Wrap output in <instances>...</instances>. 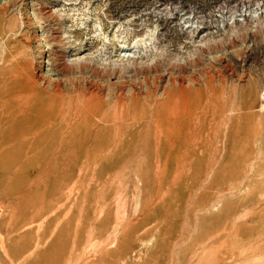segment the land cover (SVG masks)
<instances>
[{
    "label": "rangeland",
    "instance_id": "1",
    "mask_svg": "<svg viewBox=\"0 0 264 264\" xmlns=\"http://www.w3.org/2000/svg\"><path fill=\"white\" fill-rule=\"evenodd\" d=\"M30 1L0 0V25L9 26L0 69L28 61L41 87L57 77L80 108L52 137L4 142L10 126L2 127L0 264H264V0H35L42 28ZM43 30L57 36L54 47ZM181 72L202 86L210 76L228 95L193 116L194 143L172 150L151 123ZM92 99L105 116L83 125ZM66 128L96 137L62 140Z\"/></svg>",
    "mask_w": 264,
    "mask_h": 264
},
{
    "label": "bare ground",
    "instance_id": "2",
    "mask_svg": "<svg viewBox=\"0 0 264 264\" xmlns=\"http://www.w3.org/2000/svg\"><path fill=\"white\" fill-rule=\"evenodd\" d=\"M31 3H28L29 6H31L33 12H34V19L36 22H38L37 26L39 27H43V23H44V19L42 18L43 15H44V11L42 9H38L36 7V1L35 0H32L30 1ZM1 13V12H0ZM2 14V13H1ZM1 16V15H0ZM3 17V16H2ZM6 19V17H5ZM4 19V20H5ZM3 20V21H4ZM35 22V23H36ZM36 26V27H37ZM9 27V26H8ZM8 27L6 26V22L4 21L1 25H0V33H4V32H7V29ZM13 28V27H12ZM38 28V27H37ZM10 30V29H9ZM11 31V30H10ZM12 32V31H11ZM8 33V32H7ZM6 35H10V34H7ZM2 35V34H1ZM57 35V34H56ZM42 38L41 40L43 41V44L46 46H49V47H54V41H55V38L57 37H51V35L47 34L45 30L42 31ZM1 38V37H0ZM3 40V39H1ZM40 41V39H39ZM2 42V41H1ZM4 42V40H3ZM8 42V41H7ZM6 42V43H7ZM17 42V41H15ZM14 42V43H15ZM8 44V43H7ZM10 44V43H9ZM18 44V43H17ZM40 44L42 45V42L40 41ZM39 44V45H40ZM16 45V44H15ZM42 45V47L44 46ZM19 46V45H17ZM56 46V45H55ZM21 47V46H20ZM41 47V46H40ZM48 47V48H49ZM13 48V47H12ZM23 49V48H22ZM42 49V48H41ZM40 49V50H41ZM44 49V48H43ZM50 49V48H49ZM14 50V48H13ZM12 50V51H13ZM51 51V50H50ZM15 52V50H14ZM25 52V51H24ZM19 53V52H17ZM40 54V62L42 63V65L45 66L48 65V71L50 69L53 68L52 64L49 63L48 61H46L47 59L46 58H50L49 56V51L44 49V50H41L39 52ZM51 53V52H50ZM53 53V52H52ZM10 54V53H9ZM12 54V57H15ZM23 54H26V53H23ZM19 56V54H18ZM16 56V58L18 57ZM25 56V55H24ZM27 56V55H26ZM38 56V55H37ZM2 57V56H1ZM28 57V56H27ZM39 57V56H38ZM30 58V56H29ZM2 59V58H1ZM7 59V58H6ZM12 60V58H10ZM9 59V60H10ZM14 59V58H13ZM23 59V58H22ZM21 59V60H22ZM51 59V58H50ZM8 60V59H7ZM6 60V61H7ZM28 60V59H27ZM55 60V59H54ZM4 61V63L6 62ZM24 61V60H23ZM31 61V60H30ZM1 62V61H0ZM33 62V60H32ZM3 63V62H2ZM40 63V64H41ZM31 63L28 62V61H25V62H22L20 63L18 66H15V67H11V68H1L0 69V113H7V115L9 116H6V117H3V116H0V131H3L2 130V127L4 125H9L10 126V129L7 133V137L4 136L5 139H2V141H10L13 139V137L17 136L16 134L17 133H32V134H41L39 136L42 137V135H47V136H54V135H57V130H56V127L57 126H60L62 123H63V120H64V116L65 114L67 113H76V110L78 111V109L80 108V106L77 107L75 106L76 104L73 105V101L74 98L72 97L71 99H67L64 94V91L61 87V85L59 84L60 82H58V80H55L54 81H57V82H54L51 84V86L48 87V83H47V86L42 87L39 85V80L40 78L38 77V75L36 74V71H34V67H32L30 65ZM3 65V64H1ZM6 65V64H5ZM34 65V64H33ZM56 65H57V62H56ZM55 66V64H54ZM6 67V66H5ZM37 67V66H36ZM40 67V66H39ZM57 67V66H56ZM61 67V66H60ZM42 69V68H41ZM186 71V70H185ZM20 73L18 76L17 73ZM45 72V71H44ZM58 72V71H57ZM203 72V71H202ZM52 73V72H51ZM49 73V74H51ZM59 73V72H58ZM57 73V74H58ZM40 74V73H39ZM187 74V73H186ZM200 74V73H199ZM17 75V76H16ZM62 75V73H61ZM172 75V74H171ZM174 75V74H173ZM177 75V74H176ZM184 72H181V73H178L177 76H171L169 81L172 85V89L171 90H167L166 92V97H167V100L166 101H160L157 103V109H158V112L160 113V119H158V121L156 123H151V124H155V129L161 133H164V139H161V137H158L157 138V142L158 143H162V142H166L167 144H169L170 148L172 150H174L176 147H178L180 144H192L196 141L197 139V133L195 132V129L197 127V125H199L201 123V120L199 118H197V120H194L193 119V116H200L202 117V115L204 114V112L207 110V109H211V110H214L212 108H217V104H211L213 102V100L215 99H219L222 95L223 97L224 94H226V92L228 91V88H227V91L225 92L224 90L222 89H219L216 85H215V82L210 76H208V81H207V85L204 84L203 86L202 85H199L198 84V79L197 78H191L188 79L186 78V76H184ZM195 75V74H194ZM203 75L206 76L207 74L205 73V71L203 72ZM209 75V74H208ZM52 76V75H50ZM55 76V74H54ZM57 76V75H56ZM59 77V76H58ZM51 78V77H50ZM49 78V79H50ZM207 78V76H206ZM48 79V81H49ZM59 79H61L59 77ZM226 79V78H225ZM45 80V79H44ZM52 80V79H51ZM159 80V79H158ZM202 80V79H201ZM223 80V79H222ZM41 81V80H40ZM43 81V80H42ZM68 81V80H67ZM72 81V80H71ZM70 81V82H71ZM147 81V80H146ZM151 81V80H150ZM168 81V80H167ZM221 81V79H220ZM44 82V81H43ZM47 82V81H46ZM74 82V81H73ZM152 82V81H151ZM155 82V81H154ZM228 81H226L227 83ZM149 83V82H148ZM222 83V82H221ZM224 83V81H223ZM225 83V84H226ZM44 84V83H43ZM77 84V83H75ZM153 84V82H152ZM202 84V83H200ZM69 85V83H68ZM71 87H72V84H70ZM69 85V86H70ZM74 85V83H73ZM154 85V84H153ZM85 86V85H84ZM90 86V85H89ZM92 86V85H91ZM150 86V85H149ZM152 86V85H151ZM160 86V85H159ZM75 87V86H74ZM147 88H149L148 86H146ZM144 87V89L146 88ZM162 87V86H161ZM170 87V86H169ZM78 87H76L77 89ZM82 88V87H81ZM84 88V87H83ZM90 88V87H89ZM95 88V86H94ZM130 88V87H129ZM142 88V87H141ZM155 88H157L155 86ZM159 88V87H158ZM168 88V87H167ZM220 88H221V84H220ZM70 89V87H69ZM93 89V88H92ZM96 89H97V86H96ZM118 89V88H117ZM125 89V88H124ZM150 89V88H149ZM148 89V90H149ZM154 89V87H153ZM65 90V89H64ZM83 90H86L85 88ZM89 90V89H87ZM100 90V89H99ZM116 90V89H115ZM129 90V89H128ZM147 90V91H148ZM152 90V89H151ZM156 90V89H155ZM69 91V90H68ZM93 91V90H92ZM131 91V89H130ZM137 91V90H136ZM145 91V90H144ZM231 91V90H230ZM76 92V91H75ZM87 92V91H86ZM86 92H85V98L87 99L88 95H86ZM91 92V90H90ZM123 92V91H122ZM125 92V91H124ZM139 92V91H138ZM146 92V91H145ZM145 92L143 94H145ZM163 92V91H162ZM121 93V92H120ZM119 93V95H120ZM132 93V92H131ZM130 93V94H131ZM134 93V92H133ZM136 93V92H135ZM150 93V92H149ZM160 93V92H159ZM164 93V92H163ZM230 93V92H229ZM67 94V93H66ZM81 93L78 94V96H80ZM88 94V93H87ZM107 94V93H106ZM124 94V93H123ZM142 94V95H143ZM151 94V93H150ZM154 94V92H153ZM162 94V93H161ZM235 94V93H234ZM75 95L77 96V94L75 93ZM97 95V93L95 94ZM101 95V93L99 94ZM105 95V94H104ZM110 95V94H109ZM117 95V97L119 96ZM125 95V94H124ZM137 95V94H136ZM156 95V94H155ZM228 95V93L226 94ZM70 96V95H69ZM90 96V95H89ZM98 96V95H97ZM113 96V95H112ZM121 96V95H120ZM139 96V95H138ZM141 96V95H140ZM143 96H146V95H143ZM142 96V97H143ZM157 96V95H156ZM232 96H233V93H232ZM92 97V95H91ZM98 97H101V96H98ZM110 97V96H109ZM116 97V96H115ZM115 97L112 99L114 100ZM128 97V96H127ZM130 97V96H129ZM140 97V98H142ZM148 97V96H147ZM230 97V96H229ZM229 97H228V100H229ZM234 97V96H233ZM79 98H82L81 96ZM105 98V97H103ZM108 97L106 96V99ZM120 97H118L119 99ZM126 98V96H125ZM124 98V99H125ZM226 98V97H225ZM78 99V98H77ZM91 98H89L90 100ZM96 99V98H95ZM95 99H92L94 100V105H95V108L94 109H90V108H84V118L82 119V123H84L83 125L85 124H89V123H94L96 122L98 119L97 118H104L105 116V111L102 110L98 103L99 101H95ZM98 99V98H97ZM121 99V98H120ZM137 99V97H136ZM143 99V98H142ZM153 99V98H152ZM156 99V98H155ZM222 99V98H221ZM232 99V98H231ZM234 99V98H233ZM122 100V99H121ZM223 100V99H222ZM118 101V100H116ZM116 101L114 100V102L116 103ZM137 101V100H136ZM151 101V100H150ZM221 101V100H220ZM224 101V100H223ZM92 102V101H91ZM121 102V101H120ZM145 102V100H144ZM222 102V101H221ZM228 102V101H227ZM233 102V100H232ZM76 103V102H75ZM79 103V101H78ZM89 104L90 102H86V104ZM229 103V102H228ZM237 103V102H236ZM83 104V103H82ZM81 104V105H82ZM87 104V105H88ZM101 104V103H100ZM112 104V102H111ZM141 104V102H140ZM155 104V102H154ZM152 104V105H154ZM224 104H226L224 102ZM233 105H235L234 103H232ZM239 104V103H238ZM78 105V104H77ZM110 105V104H109ZM114 105V104H113ZM142 105V104H141ZM151 105V104H150ZM223 105V104H222ZM240 105V104H239ZM86 106V105H85ZM112 106V105H110ZM237 107V105H235ZM83 107V105H82ZM81 107V108H82ZM114 107V106H113ZM149 108L151 106H148ZM154 106H152L151 108H153ZM231 107V105H230ZM230 107L228 106L227 108L230 109ZM112 108V107H111ZM148 108V109H149ZM114 108H112L113 110ZM240 109V108H238ZM141 110V109H140ZM139 110V112H140ZM147 110V109H146ZM217 110V109H216ZM219 110V109H218ZM231 110V109H230ZM208 111V110H207ZM235 111V109H234ZM123 112V111H122ZM143 112V110H142ZM217 112V111H216ZM232 112V111H231ZM141 113V112H140ZM144 113V112H143ZM212 113V112H211ZM235 113V112H234ZM120 114V113H119ZM213 114V113H212ZM220 114V113H219ZM218 114V115H219ZM224 114H229V113H224ZM239 114V113H238ZM4 115V114H3ZM144 115V114H143ZM209 115V114H208ZM217 115V114H216ZM119 116V115H118ZM139 116V115H138ZM141 116V115H140ZM204 116V115H203ZM206 116V115H205ZM204 116V117H205ZM215 116V115H214ZM213 116V117H214ZM230 115H228L229 117ZM81 117V116H80ZM135 117V115H134ZM225 117V116H224ZM66 118V117H65ZM113 118V116H112ZM116 118V117H114ZM113 118V119H114ZM132 118V117H131ZM140 118V117H139ZM144 118V116H143ZM151 118V117H150ZM210 118V117H209ZM231 118V117H229ZM112 119V120H113ZM236 119V118H235ZM80 120V119H79ZM148 120V119H147ZM153 120V119H152ZM230 120V119H229ZM73 121V119L71 120ZM108 121V120H107ZM116 121V120H115ZM125 121V120H124ZM123 121V122H124ZM132 121V120H131ZM143 121V120H141ZM149 121V120H148ZM204 121V120H203ZM227 121V120H226ZM100 122V120H99ZM133 122V121H132ZM139 122V120H138ZM154 122V120H153ZM215 122V121H213ZM68 123V122H67ZM66 123V124H67ZM101 123V122H100ZM99 123V124H100ZM114 123V122H111V124ZM118 123V122H117ZM120 123V122H119ZM130 123V122H129ZM128 123V125H129ZM134 123V122H133ZM72 124V123H71ZM103 124V123H101ZM106 124V122L104 123ZM108 124V123H107ZM216 124V123H215ZM70 125V124H69ZM98 125V124H97ZM97 125L95 126V128L97 127ZM127 125V126H128ZM137 125V124H136ZM150 125V124H149ZM203 125V124H202ZM217 125V124H216ZM215 125V127H216ZM219 125V124H218ZM217 125V126H218ZM67 126V125H65ZM101 126V125H100ZM126 126V125H125ZM124 126V127H125ZM134 126V125H133ZM132 126V128H133ZM200 126V125H199ZM220 126V125H219ZM68 127V126H67ZM137 127V126H136ZM142 127V126H140ZM148 127V125H147ZM209 127V126H208ZM207 127V128H208ZM221 127V126H220ZM6 128V127H5ZM8 128V127H7ZM94 128V129H95ZM131 128V129H132ZM206 128V127H205ZM212 128V127H211ZM119 129V128H118ZM149 129V128H148ZM147 129V130H148ZM7 130V129H5ZM73 130V129H72ZM144 130V129H143ZM209 130V129H207ZM205 130V132L207 131ZM62 134H61V139H69V140H78V142L80 143H86L85 140H91L93 138H95L96 136H94L95 134L94 133H89V132H83L81 134H79L78 136H75V133L72 134L71 131H70V128H66L64 130H62ZM96 131V130H95ZM93 131V132H95ZM200 131V130H199ZM75 132V130L73 131ZM99 132V131H98ZM126 132V131H125ZM209 132V131H208ZM103 133V132H102ZM106 133V132H105ZM131 133V131H130ZM134 133V132H132ZM131 133V134H132ZM146 133V131H145ZM149 133V132H148ZM160 133V134H161ZM211 133V131H210ZM2 134V133H1ZM118 134V133H116ZM130 134V135H131ZM141 132L138 134L140 135ZM207 134V133H206ZM206 134H204V136H207ZM26 135V134H25ZM129 135V136H130ZM137 135V136H138ZM143 135V134H142ZM148 135V134H147ZM120 136V134H119ZM133 136V134H132ZM26 137V136H25ZM34 137V136H33ZM108 137L109 134H108ZM107 138V135L103 134L102 137L100 139H95L94 142L97 143V142H103L104 139ZM130 138V137H128ZM132 138V137H131ZM22 139V138H20ZM59 139V138H58ZM136 139V138H135ZM138 140V139H137ZM136 140V141H137ZM142 139H139L138 141H140ZM0 141V142H2ZM23 141V139H22ZM38 141H42L41 139L38 140ZM121 141V140H120ZM156 141V139H155ZM215 141V139H214ZM106 142V141H105ZM141 142V141H140ZM198 142V141H197ZM64 143V142H63ZM66 143V142H65ZM70 143V142H69ZM108 143V142H107ZM113 143V141H112ZM156 143V142H155ZM200 143V142H199ZM53 144V143H52ZM56 144V143H54ZM147 144V143H145ZM143 144V142H141V145H145ZM34 145V144H33ZM36 145V144H35ZM40 145V144H39ZM46 145V144H45ZM156 145V144H155ZM154 145V147H155ZM32 146V145H31ZM48 146V145H47ZM61 146V145H60ZM157 146V145H156ZM191 146V145H190ZM210 146H212L210 144ZM63 147V146H62ZM104 147V146H103ZM106 147V146H105ZM50 148V147H49ZM80 148V147H79ZM89 148V147H88ZM94 148V146H93ZM110 148V147H109ZM108 148V149H109ZM141 148V147H140ZM140 148H137V149H140ZM148 148V147H147ZM64 149V147H63ZM68 149V148H67ZM104 149V148H103ZM107 149V148H106ZM127 149V148H126ZM144 149V147H143ZM142 149V150H143ZM166 149V147H165ZM169 149V148H168ZM194 149V148H193ZM197 149V148H196ZM212 149V148H211ZM81 150V148H80ZM89 150V149H88ZM92 150V149H91ZM90 150V151H91ZM164 150V149H163ZM170 150V149H169ZM19 151V150H18ZM17 151V152H18ZM60 151V150H59ZM86 151V150H85ZM84 151V152H85ZM99 151V150H98ZM102 151V150H101ZM104 151V150H103ZM102 151V152H103ZM167 151V150H166ZM13 152V151H12ZM36 152V151H35ZM58 152V151H57ZM69 152V151H68ZM133 152V150H132ZM137 152V151H136ZM144 152V151H143ZM154 152V151H153ZM165 152V151H164ZM9 153V152H8ZM22 153V152H21ZM67 153V151H66ZM104 153V152H103ZM155 153V152H154ZM187 153V152H186ZM27 154V153H26ZM32 154V153H31ZM30 154V155H31ZM55 154V153H54ZM60 154V152H59ZM72 154V152H71ZM88 155V153H85ZM92 154V153H91ZM95 154V152H94ZM101 154V153H100ZM109 154V153H108ZM129 154V153H127ZM145 154V153H144ZM179 154V153H178ZM201 154V153H200ZM35 155V154H34ZM83 155V154H82ZM107 155V153H106ZM104 155V156H106ZM111 155V154H109ZM140 155V154H139ZM143 155V154H141ZM175 155V154H174ZM68 156V155H67ZM75 156V155H74ZM81 156V155H80ZM102 156V154H101ZM130 156H132V154H130ZM134 156V155H133ZM155 156V155H154ZM167 156V155H166ZM177 156V155H176ZM69 157V156H68ZM87 157V156H86ZM112 157V156H111ZM138 157V156H137ZM163 157V156H162ZM169 157V156H168ZM187 157V156H186ZM195 157V156H194ZM89 158V157H88ZM93 155H92V159H93ZM102 158V157H101ZM108 158V157H107ZM113 158V157H112ZM172 158V157H170ZM178 158H182V157H179ZM95 159V158H94ZM139 159V158H138ZM160 159V157H159ZM163 159V158H162ZM188 159V158H187ZM190 159V158H189ZM104 160V159H103ZM161 160V159H160ZM191 161V160H189ZM176 162V161H175ZM185 162V160H184ZM190 163V162H188ZM178 164V163H177ZM184 165L187 164L186 162L183 163ZM181 165V164H180ZM186 168H187V165H185ZM160 167V165H159ZM179 167V166H178ZM184 167V166H183ZM163 168V167H162ZM182 168V167H180ZM180 168H177V169H180ZM157 169V168H156ZM183 171L185 172V167L182 168ZM162 170V169H161ZM182 171V172H183ZM162 172V171H161ZM181 174V172L179 173ZM180 177V175L178 176ZM158 179V178H157ZM177 179V177H176ZM182 180V178H181ZM173 181V180H172ZM159 182V181H158ZM178 182V180H177ZM176 183V182H175ZM45 196V195H44ZM149 210V209H148Z\"/></svg>",
    "mask_w": 264,
    "mask_h": 264
}]
</instances>
